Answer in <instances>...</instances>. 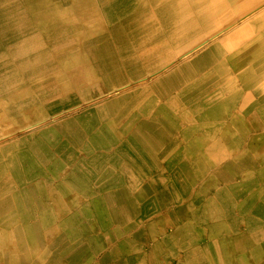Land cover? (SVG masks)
Instances as JSON below:
<instances>
[{
  "label": "bare ground",
  "instance_id": "6f19581e",
  "mask_svg": "<svg viewBox=\"0 0 264 264\" xmlns=\"http://www.w3.org/2000/svg\"><path fill=\"white\" fill-rule=\"evenodd\" d=\"M255 2L0 0V233L26 264H264Z\"/></svg>",
  "mask_w": 264,
  "mask_h": 264
},
{
  "label": "crops",
  "instance_id": "0c3cea01",
  "mask_svg": "<svg viewBox=\"0 0 264 264\" xmlns=\"http://www.w3.org/2000/svg\"><path fill=\"white\" fill-rule=\"evenodd\" d=\"M245 13H247L248 21H250V22H252L253 19L255 17H257L258 15L260 16V17H258L259 19L260 18H263V16H264V0H256V2L254 3V5L250 9H248ZM238 27H239V25L235 26L232 30H235ZM251 29H252V31H251ZM258 29H259V31H258ZM249 31H250L248 33V36H249V44H250L249 46L251 47L249 49V52H250V55H251L252 58L251 57H246V60L248 58L250 59V60L247 61V64L248 63H251L249 66H251L253 68V72H256L257 71L256 73L258 75L264 76V73H263L264 72V67H263L264 66V54H263V52H264V34H263L264 33V20L262 21V24L261 25L258 24L257 27L256 26L255 27H252V28L249 27ZM255 35H256V37H255ZM237 46H239V43L235 44V46L232 45V47L231 46L229 47V49L230 48L234 49L233 50V54L236 52V50H238L237 49ZM252 51H253V53H258V55H253L251 53ZM253 58H254V60H251ZM246 84L247 83H245V85ZM256 87H258L260 90H262L264 92V89H263L264 88V82H259V83L256 82ZM247 89L250 90V87L248 86ZM246 91H248V90H246ZM254 91H256V90H254ZM6 237H9V236L6 235ZM6 237H5V234L0 233V248H2V249H0V253H1L0 254V264H9L11 262H12L11 264H14L15 262H16L15 264H26V262H24V256L27 255L26 252L22 251L21 248H20V246H18L19 248H16V249H14L13 247H10V244L7 242L9 240ZM5 241H6V243H5ZM7 246H8V248H7ZM4 247H5V249H4ZM20 253L22 255H20ZM28 263L29 262L27 261V264Z\"/></svg>",
  "mask_w": 264,
  "mask_h": 264
}]
</instances>
